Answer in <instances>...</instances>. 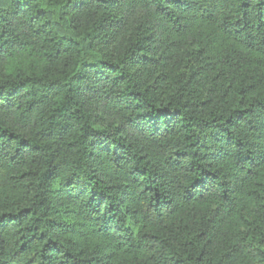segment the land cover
Here are the masks:
<instances>
[{"label": "trees", "instance_id": "trees-1", "mask_svg": "<svg viewBox=\"0 0 264 264\" xmlns=\"http://www.w3.org/2000/svg\"><path fill=\"white\" fill-rule=\"evenodd\" d=\"M0 264H264V0H0Z\"/></svg>", "mask_w": 264, "mask_h": 264}]
</instances>
